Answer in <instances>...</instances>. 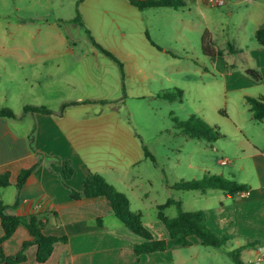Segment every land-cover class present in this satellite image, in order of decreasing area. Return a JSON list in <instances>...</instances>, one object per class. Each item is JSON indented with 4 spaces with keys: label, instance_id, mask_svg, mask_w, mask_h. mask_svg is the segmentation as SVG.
<instances>
[{
    "label": "crops",
    "instance_id": "crops-1",
    "mask_svg": "<svg viewBox=\"0 0 264 264\" xmlns=\"http://www.w3.org/2000/svg\"><path fill=\"white\" fill-rule=\"evenodd\" d=\"M241 3H245L253 15L255 35L264 26V0H229L223 6L224 12L233 14L234 7ZM192 8L205 25L201 38L207 34L214 42L209 11L215 7L207 0H185V7L180 9L139 10L128 0H81L78 5L85 28L101 48L110 53L126 47L133 28L139 24L142 29L144 26L149 42L154 19L163 20L160 28L166 27L172 19H177V30L186 27L188 21L184 19V12L189 10L190 13ZM109 20L123 23L119 27L120 34L106 29ZM66 31L58 33L60 44L36 48L18 46L9 49L10 57L0 62L4 75L10 81H18L16 92L12 93L8 86L6 91L10 95H0V110L9 109L15 114L11 118L0 116V176L10 173L11 181L10 186L0 187V201L12 206L19 197L18 207L10 211L12 214L27 217L47 213L49 224L44 234L67 238L66 242L55 245L45 263L37 261L38 247L32 245L26 251L27 260L18 264H207L209 260H220L224 251L216 248L213 249L218 251L205 255L199 251L183 253V247L174 244L159 220L144 224L156 239L167 240V250L144 254L137 259L134 245L143 239L116 219L106 199H72L70 189L82 191L83 181L90 173L103 176L129 201L133 199L141 205L153 200L156 193L166 191L167 185L157 189L152 177L146 174L147 161L153 160V154L142 136L131 128L129 120L122 116L121 97L115 96L120 81L114 76L112 80L104 76L103 63L99 60L103 50L91 40L83 45L72 42ZM68 33L73 34L71 30ZM250 50L258 68H264V47L256 40ZM89 54L93 60L88 59ZM213 60L217 68L228 63L220 56ZM95 101L109 103H93ZM74 102L80 104L67 107L60 115L64 104ZM28 105L46 107L54 115L26 113ZM145 148L152 157L146 156ZM245 153L253 174L238 181L246 185L248 191L233 196L219 190L203 193L208 202L206 222L219 237L228 238L226 246L253 252L251 264H264V150L248 142ZM41 156V164L18 191L20 173L36 165ZM63 160H69L75 169L69 180L64 179ZM245 166L249 164L241 167L243 175ZM154 203H157L155 198ZM99 219L102 226L98 224ZM3 235L0 220V237ZM29 240H32L29 231L21 226L0 246V252L6 256L16 255ZM190 240L192 245L186 248L197 250L202 246L199 238L192 236Z\"/></svg>",
    "mask_w": 264,
    "mask_h": 264
},
{
    "label": "rangeland",
    "instance_id": "rangeland-1",
    "mask_svg": "<svg viewBox=\"0 0 264 264\" xmlns=\"http://www.w3.org/2000/svg\"><path fill=\"white\" fill-rule=\"evenodd\" d=\"M80 1L0 0V62L10 57L9 49L18 46L36 48L62 43L58 35L62 30H67L72 42L89 43L87 29L75 24L73 19L78 15ZM245 6V3L237 5L231 15L223 7L209 11L214 48L228 62L219 68L214 64L216 57H207L202 52L201 32L205 25L193 8L190 13L185 10L187 25L178 30L177 19H172L164 28L159 26L162 19L152 20L150 42L144 26L142 29L139 24L133 28L126 47L111 52L122 63L123 71L107 55L101 54L99 58L104 76L109 80L114 76L120 81L115 96L121 97L122 116L129 120L131 128L142 136L153 154L151 157L155 160L147 161L146 174L152 177L157 189L167 185L166 191L156 193L146 205L130 199L131 211L142 212L144 223L158 220L156 204H165L170 198L181 201L185 212H205L208 202L203 192L172 189L176 183L220 175L240 184L239 178L253 174L251 161L246 158V146L252 142L264 150V124L253 119L246 97H264V68H258L250 50L256 42L253 32L256 24ZM122 25L118 21H106V29L117 34ZM228 45L235 51L231 52ZM92 58L89 54L88 59ZM247 69L258 71L261 80L249 76ZM4 73L0 67V95H10L6 89L9 86L12 93L16 92L18 81H10ZM192 116L216 129L222 137L206 141L189 136L182 124ZM247 164L243 175L241 167ZM165 213L175 217L178 208L171 206ZM237 249L240 248L225 246L220 260H209L207 264H239L227 255ZM181 251H199L205 255L218 250L201 246L197 250L183 248ZM251 253L240 251L241 264H251Z\"/></svg>",
    "mask_w": 264,
    "mask_h": 264
},
{
    "label": "trees",
    "instance_id": "trees-1",
    "mask_svg": "<svg viewBox=\"0 0 264 264\" xmlns=\"http://www.w3.org/2000/svg\"><path fill=\"white\" fill-rule=\"evenodd\" d=\"M133 6L139 10L147 8H174L180 9L185 7V0H128ZM263 1V0H253ZM78 15L75 18V23L84 26V22L80 16L79 10L77 9ZM87 33L91 42L98 48L102 49L101 46L92 37L90 31L87 29ZM255 38L260 46L264 47V26L260 27L256 33ZM231 52L235 51L231 45H228ZM103 50V49H102ZM104 54L116 62L121 70L123 71V65L113 54L103 50ZM202 52L207 57L222 56L220 50L214 48V43L211 38L205 34L202 37ZM246 73L253 77L255 80H261V74L254 69H247ZM250 110L253 114V119L259 123L264 124V97L253 98L246 97ZM93 103L108 104V101H95ZM80 103H66L62 106L60 115L69 106L78 105ZM25 112L30 114H45L54 115L53 111L43 106L28 105L25 107ZM0 116L4 117H15V114L9 109L0 110ZM184 131L193 138H198L206 141L217 140L222 135L209 127L202 120L191 117L187 123L182 124ZM30 143L33 148L34 143V132L30 134ZM146 156H151L148 150L145 148ZM42 156L40 161L29 169L23 170L17 180L16 187L18 191L21 190L25 184L27 178L35 171V169L41 164ZM63 172L64 179L69 180L73 177L75 169L69 160H63ZM10 173H5L0 176V187L10 186ZM172 189L182 191H201L203 193L209 190H219L229 196H233L238 193L247 192L248 187L243 184H237L227 180L225 177L220 175H214L207 177L202 181H181L172 186ZM71 190V197L73 200L95 199L104 198L108 201L113 215L121 221V223L128 228L131 232L143 239L142 242L134 245L135 254L139 259L144 254H151L155 252H164L167 250L168 244L166 239H156L153 233L145 226L143 221L142 212H133L130 209V202L127 196L119 192L111 183H109L103 176L90 173L83 181V190L76 191ZM19 204V197L14 205L9 206L0 201V220L4 229V235L0 237V246L8 239H10L17 229L21 226L25 227L32 240L23 243L19 253L13 256H6L2 251L0 252V264H18L27 260L26 251L32 246L38 247L37 261L39 263H45L52 256L55 245L59 242H66L65 237L47 236L44 234V229L49 224V216L47 213H33L27 217L12 214L10 211L16 210ZM182 202L170 198L165 204L158 206V220L163 224L170 239L176 246L183 248L190 247L192 242L190 238L195 236L199 238L200 243L204 247L221 249L225 248L228 242L227 237H219L215 234L207 225V215L204 211L185 212L181 207ZM171 206H177L178 214L175 217H169L166 215V209ZM57 217V214L53 213ZM100 226L103 225L101 219L98 220ZM237 249L234 251L227 252V255L237 260L241 264L239 259L240 251Z\"/></svg>",
    "mask_w": 264,
    "mask_h": 264
},
{
    "label": "built area",
    "instance_id": "built-area-1",
    "mask_svg": "<svg viewBox=\"0 0 264 264\" xmlns=\"http://www.w3.org/2000/svg\"><path fill=\"white\" fill-rule=\"evenodd\" d=\"M228 1L229 0H207L209 5H211L213 7H223L228 3ZM262 259L264 260V257ZM261 260H259L258 262H260Z\"/></svg>",
    "mask_w": 264,
    "mask_h": 264
}]
</instances>
